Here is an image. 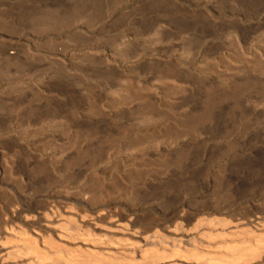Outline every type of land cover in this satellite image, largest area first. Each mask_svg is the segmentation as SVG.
<instances>
[{"label":"rangeland","instance_id":"1","mask_svg":"<svg viewBox=\"0 0 264 264\" xmlns=\"http://www.w3.org/2000/svg\"><path fill=\"white\" fill-rule=\"evenodd\" d=\"M0 242L264 264V0H0Z\"/></svg>","mask_w":264,"mask_h":264},{"label":"bare ground","instance_id":"2","mask_svg":"<svg viewBox=\"0 0 264 264\" xmlns=\"http://www.w3.org/2000/svg\"><path fill=\"white\" fill-rule=\"evenodd\" d=\"M11 249L12 248H8L6 245H3L0 242V264H8L7 256L10 254V252L12 253Z\"/></svg>","mask_w":264,"mask_h":264}]
</instances>
